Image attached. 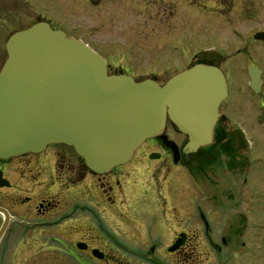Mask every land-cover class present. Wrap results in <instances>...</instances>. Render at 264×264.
Returning a JSON list of instances; mask_svg holds the SVG:
<instances>
[{
  "label": "flooded vegetation",
  "instance_id": "1",
  "mask_svg": "<svg viewBox=\"0 0 264 264\" xmlns=\"http://www.w3.org/2000/svg\"><path fill=\"white\" fill-rule=\"evenodd\" d=\"M144 1L156 8L155 13L130 25L134 32L130 30L123 47L108 45L103 52L92 47L106 60L108 74L173 76L197 62L220 66L217 58H232L229 50L215 45L216 33L204 18L223 15L230 25L235 0ZM143 7L139 1L127 11L140 16ZM27 13L17 0H0V42L18 29L11 27L14 15ZM246 15L251 18L252 13ZM33 19L43 17L36 13ZM205 40L210 44L204 45ZM120 49L127 57L125 64L115 63ZM209 51L215 56L207 58ZM233 54L245 56L248 51L237 49ZM260 80L255 90L248 77L259 113L247 127L228 128L224 116L214 126L212 141L188 153L182 148L186 137L179 133L177 158L159 137H153L128 162L105 174L87 169L72 148L60 152L51 144L39 152L0 159V264H196L190 257L204 250L212 252L208 264H249V244L260 234L253 228L252 216L238 209L242 202L236 194L252 197L264 186V148H257L253 134L254 124L264 127L263 68ZM70 152L77 163H72ZM237 162L243 186L233 180L190 181L235 171ZM176 167L183 175L179 180L172 179ZM106 213L119 220L115 230L108 226ZM260 225L264 227V220Z\"/></svg>",
  "mask_w": 264,
  "mask_h": 264
},
{
  "label": "water",
  "instance_id": "2",
  "mask_svg": "<svg viewBox=\"0 0 264 264\" xmlns=\"http://www.w3.org/2000/svg\"><path fill=\"white\" fill-rule=\"evenodd\" d=\"M254 38L264 40V32ZM5 50L0 158L64 143L101 174L156 136L177 158L176 144L163 134L166 118L186 135L183 151L193 152L211 141L218 106L227 96L223 72L208 63L193 64L161 85L151 78L108 75L102 56L44 21L12 32ZM255 69L249 68L250 86L257 89Z\"/></svg>",
  "mask_w": 264,
  "mask_h": 264
},
{
  "label": "rangeland",
  "instance_id": "3",
  "mask_svg": "<svg viewBox=\"0 0 264 264\" xmlns=\"http://www.w3.org/2000/svg\"><path fill=\"white\" fill-rule=\"evenodd\" d=\"M17 1L21 7L28 9V13L27 16H25V14H23V16L22 14L14 15L13 22L11 23L12 28L21 29L26 27L34 20L33 18L36 13H39L46 21L62 27L66 32L81 38L100 52H103L102 49H106L108 45L123 47V42L128 38L131 30L129 28L130 25L134 24L141 16H145L147 19V16L155 13L156 10V8L150 9L151 7L147 5L145 6L144 0H115V3L111 6H108L107 3L113 0L99 1L101 3L98 4H94L93 1L90 0L89 4L91 6L86 0ZM94 1L97 2L98 0ZM139 1L144 6L142 9L144 14L138 16L137 14H134V12L127 11L128 6L135 5ZM248 11L252 13L251 18L246 15V12ZM229 17L231 18L230 25L226 22V16L219 14H209L208 18L204 19L205 22L208 20L210 23L209 27L216 33L215 38L217 43H215V45H219L223 49L229 50L232 54V58L229 60H223L219 64V67L226 76L228 95L223 101H221L218 111L225 116L224 121L228 123L226 124L228 128H230L229 126L232 127L233 125L238 124L244 129V127H247V123L250 122V119L257 116L259 113V110L255 109L258 103L257 98L251 97L252 93H250L247 85V68L251 65H257L264 69V41L253 42V40H251L252 34L257 31H264V0H235L234 8L232 12H230ZM168 19V17L165 18V20ZM144 26L145 25L141 26V29H144ZM207 33L208 29H205V35ZM141 35H143V33H141ZM206 42L207 40H205L204 45L210 44ZM244 48H247L248 51V54H245V56L243 54H233L235 50L240 49L243 51ZM116 57V64L126 63L125 60L127 57L125 58V53H122L121 49L120 52H116ZM5 58L6 52L4 49V42L1 41L0 67ZM146 77H151L159 83H162L170 76H134L136 79H143ZM253 131V134L257 138V148H264V127L254 124ZM231 132L233 133L234 131ZM165 133L174 141L177 138H181V134L173 129L169 123L166 126ZM50 148L55 151L65 152L68 150L67 148L70 147H67L64 144H51ZM151 148L152 147H150V149ZM260 153L262 152L260 151ZM72 154L70 152V159L72 163L75 164L78 161H76L77 159ZM241 154L244 155L243 150ZM66 156L68 158L69 154ZM60 160L63 161L64 158L60 156ZM220 162V164H223L225 161L222 160ZM226 163L231 164L229 161ZM237 164L238 167L235 171L226 169L223 171L224 173L220 174L218 172L213 178L202 175L201 178L196 176L190 178V181L196 179L233 180L238 181L239 185L243 186L241 176L239 175L240 164L239 162H237ZM261 166L264 168V164H261ZM182 176L180 169L177 168L172 174V179L179 180L183 178ZM216 176H219V178H216ZM184 178L187 179L186 177ZM259 188L260 190L257 189L252 197H248V193H244L243 196L236 194V199L242 202L241 205L238 206V209L249 216H252L253 228L260 234L258 237H255L256 241L253 244H249L251 250L249 254L246 255L251 261L249 264H260L264 261V227L260 225L264 220V186ZM235 191L237 190L235 189ZM94 198L96 197L94 196ZM94 201H96V199ZM250 201L251 203H249ZM189 211L192 210L189 209ZM107 215L106 222L108 226L112 230H115L117 228L116 224L119 220L112 213H106L104 217ZM93 234L96 235V231H94ZM194 254L190 259L194 260L196 264H208L205 261H208V257L212 258V252L206 250Z\"/></svg>",
  "mask_w": 264,
  "mask_h": 264
}]
</instances>
